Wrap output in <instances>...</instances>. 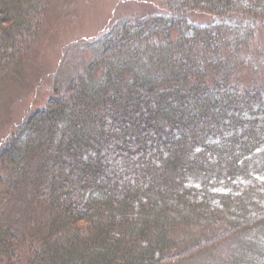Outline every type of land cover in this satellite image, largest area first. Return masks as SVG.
I'll list each match as a JSON object with an SVG mask.
<instances>
[{
	"label": "trees",
	"instance_id": "1",
	"mask_svg": "<svg viewBox=\"0 0 264 264\" xmlns=\"http://www.w3.org/2000/svg\"><path fill=\"white\" fill-rule=\"evenodd\" d=\"M49 1L0 0V86ZM166 6L124 21L1 145V195L30 207L25 264H264V84L239 76L242 54L264 57V0ZM18 242L0 219L3 264Z\"/></svg>",
	"mask_w": 264,
	"mask_h": 264
},
{
	"label": "rangeland",
	"instance_id": "2",
	"mask_svg": "<svg viewBox=\"0 0 264 264\" xmlns=\"http://www.w3.org/2000/svg\"><path fill=\"white\" fill-rule=\"evenodd\" d=\"M166 7V0H50L39 32L25 43L21 72L0 86V148L30 113L42 109L64 84L82 71L102 41L112 36L124 21L165 13ZM255 18L250 23H254L250 48L259 50L264 38V17ZM192 19L209 22L213 15L197 11ZM240 59L244 62L240 78L245 83L264 84V57H257L254 51L242 54ZM1 193L0 219L12 225L19 237V258L12 264H25L30 207ZM232 251L233 246L223 243L211 260L226 259ZM190 264L202 262L194 259Z\"/></svg>",
	"mask_w": 264,
	"mask_h": 264
}]
</instances>
